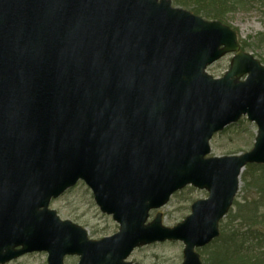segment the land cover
Here are the masks:
<instances>
[{"label": "water", "instance_id": "obj_1", "mask_svg": "<svg viewBox=\"0 0 264 264\" xmlns=\"http://www.w3.org/2000/svg\"><path fill=\"white\" fill-rule=\"evenodd\" d=\"M234 54L226 75L206 69ZM245 78V80H242ZM243 116L252 150L207 157ZM264 165V66L237 33L171 0H0V264H134L137 248L182 242V264L220 236L240 176ZM83 181L120 225L92 240L50 209ZM188 185L207 190L173 228L163 215Z\"/></svg>", "mask_w": 264, "mask_h": 264}, {"label": "rangeland", "instance_id": "obj_2", "mask_svg": "<svg viewBox=\"0 0 264 264\" xmlns=\"http://www.w3.org/2000/svg\"><path fill=\"white\" fill-rule=\"evenodd\" d=\"M236 1L234 2L235 6L232 5L234 10L228 12L226 22H222L233 28L237 33L241 50L253 55L264 65V9H261L255 3L242 4L246 0ZM171 2L174 7L182 8L175 5L173 0ZM232 57V55L225 56L209 67L208 73L215 78L222 77L229 70ZM257 132L258 128L256 124L248 121L246 117L242 118L237 124L231 125L222 133L214 136L211 141L212 153L210 156L231 157L250 151L254 147ZM247 168L243 172L244 175L247 174L246 172L249 173ZM247 180L248 176H246V182L241 176L240 189L237 195V200L241 203H243L242 198L246 193L243 188L246 187ZM252 193L255 194V191ZM207 197L206 191L187 187L174 195L167 206L153 211L151 219H154L158 212L162 213L164 225L174 227L191 214V207L194 202L206 199ZM51 209L55 210L62 220H68L83 227L87 230L90 238L95 240L113 236L119 231V225L111 216L103 214L100 211L94 200L92 191L83 182H79L74 188L63 194L62 197L53 200ZM235 209L234 206L231 214L236 212ZM228 217L221 222V237L223 236V227L229 230L234 227L238 229V224L231 220V215ZM240 228H243V226L241 225ZM218 242L217 244L220 243ZM214 245L215 243L199 251L203 264H206L205 260L207 261L210 253H213ZM183 251L184 245L180 242L158 243L135 250L129 261L137 264H182ZM47 258L48 256L45 252H37L25 255L8 264H47ZM77 262V258H66L65 260V264H76Z\"/></svg>", "mask_w": 264, "mask_h": 264}, {"label": "trees", "instance_id": "obj_3", "mask_svg": "<svg viewBox=\"0 0 264 264\" xmlns=\"http://www.w3.org/2000/svg\"><path fill=\"white\" fill-rule=\"evenodd\" d=\"M173 2L207 20L226 22L227 13L234 10L232 5L237 1L173 0ZM248 3H255L264 9V0H246L242 4ZM248 170L249 173L246 172L248 175L245 174L248 180L246 187L243 188L246 192L242 198L243 203L237 200L234 205L236 212L230 213L231 217L229 215L231 220L238 224V229L241 225L243 228L238 230L234 227L229 230L223 227V236L214 242L213 253H210L208 263L205 260L206 264H264V165H251L248 166ZM245 175L243 174L242 178L246 182Z\"/></svg>", "mask_w": 264, "mask_h": 264}, {"label": "bare ground", "instance_id": "obj_4", "mask_svg": "<svg viewBox=\"0 0 264 264\" xmlns=\"http://www.w3.org/2000/svg\"><path fill=\"white\" fill-rule=\"evenodd\" d=\"M173 5V4H172ZM174 7V6H173ZM220 22H222V21H220ZM223 23V22H222ZM225 56H223L222 58H224ZM222 58H220L219 60H221ZM219 60H217L215 63H217ZM172 199V197L170 198V200ZM169 200V201H170Z\"/></svg>", "mask_w": 264, "mask_h": 264}]
</instances>
